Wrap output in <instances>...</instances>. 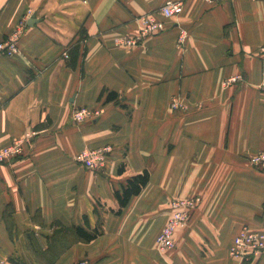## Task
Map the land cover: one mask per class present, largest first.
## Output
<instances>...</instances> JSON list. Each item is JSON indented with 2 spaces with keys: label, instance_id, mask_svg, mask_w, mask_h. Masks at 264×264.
I'll return each mask as SVG.
<instances>
[{
  "label": "crops",
  "instance_id": "obj_1",
  "mask_svg": "<svg viewBox=\"0 0 264 264\" xmlns=\"http://www.w3.org/2000/svg\"><path fill=\"white\" fill-rule=\"evenodd\" d=\"M166 1L0 0V41L19 28V52L0 56V149L37 133L0 165V264H240L235 237L264 232V172L250 164L264 153V0H173L183 3L174 19L159 12ZM150 13L163 31L116 44ZM76 107L104 113L76 126ZM105 146L103 172L76 160ZM145 171L148 184L117 214L115 192ZM192 198L176 248L161 253L171 202ZM76 227L100 233L84 242Z\"/></svg>",
  "mask_w": 264,
  "mask_h": 264
},
{
  "label": "built area",
  "instance_id": "obj_2",
  "mask_svg": "<svg viewBox=\"0 0 264 264\" xmlns=\"http://www.w3.org/2000/svg\"><path fill=\"white\" fill-rule=\"evenodd\" d=\"M210 4L219 3L222 0H205ZM162 14L168 18H177L183 13V3L181 1L169 0L161 9ZM144 29L139 38L160 31L163 26L157 23L152 17L143 23ZM19 33L6 40L0 41V56L13 57L19 52L18 47ZM137 39L134 42H137ZM238 79L240 77H237ZM236 78L227 80V84L235 82ZM237 79V80H238ZM260 88L264 92V80L260 83ZM173 108L177 105L173 104ZM103 113L102 109H75L72 113L74 123H82L86 119L99 116ZM37 133H27L23 138L0 149V165H9L10 163L20 159L25 154V147L34 139ZM111 147H102L95 150L84 151L78 155L77 160L87 169L93 172H103L106 168L108 155L111 153ZM252 166L257 170L264 172V153L258 154L250 160ZM199 198L179 199L171 202L173 210L172 215L157 237L156 247L161 253H166L176 248L175 234L179 229L187 226L193 211L196 209ZM264 253V232L251 230L244 227L235 237L230 248L231 256L238 260L241 264L255 263ZM78 264H87L79 262Z\"/></svg>",
  "mask_w": 264,
  "mask_h": 264
},
{
  "label": "trees",
  "instance_id": "obj_3",
  "mask_svg": "<svg viewBox=\"0 0 264 264\" xmlns=\"http://www.w3.org/2000/svg\"><path fill=\"white\" fill-rule=\"evenodd\" d=\"M84 35L82 32L80 41L77 43L76 46L68 53L67 59L68 64L76 68L77 62H78V51H79V44L81 40H83ZM105 94V91L102 93V96ZM118 98V94L115 92H107L106 101L111 102L115 101ZM124 170V167L120 169V172ZM150 179V175L148 171H145L141 174H137L129 178L126 182V184L122 185L121 189L117 190L115 192V197L118 200L120 210L117 212V214L121 213V210L125 208L132 197L140 194L142 189L148 184ZM74 233L76 238H79L81 241L84 242H90L93 239H95L99 235V229H94L93 232H89L87 229L82 227H76L74 228Z\"/></svg>",
  "mask_w": 264,
  "mask_h": 264
},
{
  "label": "rangeland",
  "instance_id": "obj_4",
  "mask_svg": "<svg viewBox=\"0 0 264 264\" xmlns=\"http://www.w3.org/2000/svg\"><path fill=\"white\" fill-rule=\"evenodd\" d=\"M169 1V0H168ZM167 2V1H166ZM165 2V3H166ZM165 3L162 5V7L165 5ZM162 7L160 8V10H159V12L162 14V12H161V9H162ZM163 15V14H162ZM164 16V15H163ZM150 17H152L157 23H160L156 18H155V16H154V14L153 13H150V14H144V15H141V16H139L138 18H137V22L139 23V26H140V28H139V31H138V34L137 35H135L134 37H131V38H118V39H116V44L118 45V46H121V47H125V48H132V47H136V46H139V45H142L143 43H144V41L147 39V38H149V37H152V36H155V35H157V34H159L161 31H163V29H164V24L163 23H161L162 24V26H163V28L160 30V31H158V32H156V33H153V34H149V35H146V36H144V37H141V38H139L140 37V35H141V32H142V30L144 29V25H143V23L146 25V23H147V21L150 19ZM165 17V16H164ZM165 18H168V17H165ZM168 19H174V18H168ZM18 30H19V28L17 27V29L15 30V33L13 34V36L15 35V34H17V32H18ZM13 36H11V37H13ZM18 38H19V36H18ZM137 39H139L137 42H134V41H136ZM180 42L181 43H183L184 42V37H181L180 38ZM238 78H236L235 80V82H232V83H230V84H227V81H224L225 83V85L226 86H231L232 84H235V83H237L239 80H240V78L237 80ZM264 80V79H263ZM262 80V81H263ZM257 88L260 90V91H262V93L264 94V92H263V90L260 88V84L257 86ZM173 104H176L177 105V107H178V102L176 101V100H174V98H173V100H172V104H171V107H172V105ZM176 107V108H177ZM79 108H87V109H91V110H93V109H96V108H89V107H76L75 109H79ZM176 108H173L172 107V109H176ZM74 109V110H75ZM102 111H103V109H102ZM103 113H104V111H103ZM102 113V114H103ZM102 114L101 115H99V116H94V117H91V118H88V119H86L84 122H82V123H74L76 126H78V125H83V123L85 124V123H87V122H92V121H95L96 119H98V118H100L101 116H102ZM105 147H108V146H105ZM95 149H99V148H95ZM95 149H93V148H86V149H84V150H82L80 153H82V152H84V151H89V150H95ZM80 153L78 154V155H80ZM78 155H77V157H78ZM77 157H76V160H77ZM252 159V158H251ZM250 159V160H251ZM78 161V160H77ZM79 162V161H78ZM80 163V162H79ZM81 164V163H80ZM251 164V163H250ZM83 165V164H82ZM84 166V165H83ZM251 166H252V164H251ZM85 167V166H84ZM254 169H256L254 166H252ZM86 168V167H85ZM257 170V169H256ZM259 171V170H258ZM262 172V171H261ZM175 240H176V238H175ZM69 242H71V238H70V236L68 237V238H66V237H64L63 238V242H62V247H64V246H66ZM41 259H40V262H42L43 264H48L47 263V257H40ZM48 258H51V257H48ZM261 258V257H260ZM260 258H258L257 259V261L260 259ZM236 260V259H235ZM238 261V260H237ZM241 264V263H240Z\"/></svg>",
  "mask_w": 264,
  "mask_h": 264
}]
</instances>
